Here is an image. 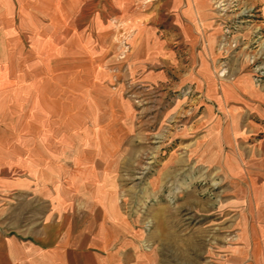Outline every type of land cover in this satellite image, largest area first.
I'll return each mask as SVG.
<instances>
[{"label": "rangeland", "instance_id": "obj_1", "mask_svg": "<svg viewBox=\"0 0 264 264\" xmlns=\"http://www.w3.org/2000/svg\"><path fill=\"white\" fill-rule=\"evenodd\" d=\"M185 1L84 0L61 24L77 29L78 62L46 67V138L102 166L122 264H245L264 249L250 240L264 235V103L244 95L264 100V16L249 0ZM242 77L240 101L210 97ZM87 208H62L60 225L89 224ZM53 218L40 196L0 195L1 235L31 239Z\"/></svg>", "mask_w": 264, "mask_h": 264}, {"label": "crops", "instance_id": "obj_2", "mask_svg": "<svg viewBox=\"0 0 264 264\" xmlns=\"http://www.w3.org/2000/svg\"><path fill=\"white\" fill-rule=\"evenodd\" d=\"M83 1L0 0V195L40 196L51 206L54 216L31 239L0 234V264H85L87 258L96 264H122L120 247L111 251L114 242H119L118 230L123 227V220L115 202L111 197L105 199L106 194L98 185L104 177L102 166L94 158L78 155L70 142L62 144L60 139L46 138V132L55 128L41 103L45 97L42 84L46 67L52 62H78L77 29L61 24L62 20L69 24L76 19ZM186 1L203 4L207 0ZM249 1L260 5L264 16V0ZM207 47L209 51L211 45ZM245 78L229 82V87L219 86L216 91L212 87L210 97L221 106L232 91L240 101L236 93L241 96L243 88L253 90ZM258 93L255 89L244 95L252 96L256 103L261 98L264 103ZM256 113L262 114L257 118L264 126L263 110ZM30 131L46 132L34 138ZM236 159L240 160L238 156ZM88 179L95 181L87 186ZM76 203L81 207L75 209ZM87 207L93 211L89 224H82L84 219L72 213L61 227L62 208L73 212L83 209L81 215L87 217ZM112 211L116 212V219L111 218ZM258 227L253 230L256 234ZM256 238L264 241V235L259 234L250 240L255 242ZM258 256L262 259L259 262ZM244 257L249 260L245 264H264V249L255 257L250 251L236 258Z\"/></svg>", "mask_w": 264, "mask_h": 264}]
</instances>
